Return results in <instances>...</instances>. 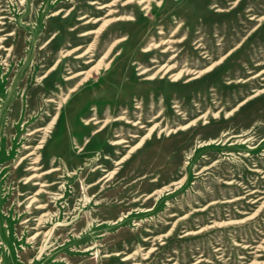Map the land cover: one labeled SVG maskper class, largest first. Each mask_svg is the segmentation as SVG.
<instances>
[{
  "label": "rangeland",
  "instance_id": "1",
  "mask_svg": "<svg viewBox=\"0 0 264 264\" xmlns=\"http://www.w3.org/2000/svg\"><path fill=\"white\" fill-rule=\"evenodd\" d=\"M138 1L0 0V264H264V0ZM166 64L211 68L143 80ZM164 122L188 128L141 140ZM43 137L42 171L60 172L41 181L62 198L28 207L40 180L21 159Z\"/></svg>",
  "mask_w": 264,
  "mask_h": 264
},
{
  "label": "bare ground",
  "instance_id": "2",
  "mask_svg": "<svg viewBox=\"0 0 264 264\" xmlns=\"http://www.w3.org/2000/svg\"><path fill=\"white\" fill-rule=\"evenodd\" d=\"M156 3L158 5L160 2L159 1L157 2L156 1ZM89 4L92 5V4H95V2H92L91 1ZM137 5L141 6L142 7V10H146V12H149L150 11L151 5L149 3H147L146 0H139L137 2ZM104 7H106V5L100 6L97 9H102ZM55 15H57V12L54 13V14H52L51 16H55ZM85 18H86V16H82L79 19H85ZM126 20H133V18H130L129 17V18H126ZM99 21H101V19L97 18V19H95L93 21V23H97ZM88 22L89 21L86 20L85 22H83V25L87 24ZM88 33L93 34L94 32H88ZM2 40L3 39L0 38V43L2 42ZM125 40H126L125 37L120 38V39L116 40L112 46H116V45H118L119 43H121V42H123ZM167 43H168V41H161L160 43L151 42L149 45H147L146 47H144V48L141 49V53H143L144 56H148V55L156 52L159 48H162V46L166 45ZM91 47H93V46H91ZM111 48L112 47H110L109 50H107V52L105 53V55L100 60L97 61L98 63H96L95 66L90 67V69L88 71H86V72L85 71H81V72H78V73H74L71 76H69V77L66 78V81H71V80L75 79L76 77H78L80 75H84V77L74 86V88L70 89L69 92L75 91V88L76 87L81 86L82 84H84L85 82H87L88 79L92 78L91 72L99 73L100 69H103V70H107L108 69V66L110 64V61H107L106 57H107L108 54H110ZM77 49H79V48H75V49H72V50H69V51H63V52H61L60 53V58L62 59V58L68 57L73 51H75ZM169 51H173V50H171V47L167 46V47L161 49L160 50V53L166 54ZM82 57H83V54L76 56V58H82ZM172 58L173 57H170V59H172ZM91 62H92V60L89 59V60L85 61L84 64H88V63H91ZM151 63L155 65L157 63L156 59L155 58L151 59ZM155 67H158V66H155ZM155 67H151V68H147V69L142 68V67H138V69L140 70V72L138 73V75H145L148 71H150L151 69H154ZM174 68H175L174 65H167V64L166 65H162V66H160L158 68V70L154 74H149V75L145 76L143 78V80L144 81H148V82L149 81H153L154 78H155L154 76H155L156 73H159L161 75H165V74L171 73ZM210 68H211V66L210 67H207L203 71H194V70L192 71V70H190L188 68H183V69H181L180 71H178L176 73H171L169 75V79H170V82L175 83L182 76L188 75L191 72L194 75V77H192L191 79L197 78L202 72L208 71V70H210ZM52 69H54V67H52L51 70ZM259 92L260 91H256L255 90L254 91V94L251 95L250 97H248L245 101H247V100L255 97ZM244 102L239 103L238 106L241 105V104H243ZM174 107L177 108V109L180 108L178 105H175ZM134 108H138V106L135 105ZM179 111L180 110H177V113H179ZM213 116L215 117L216 114H214ZM206 119L207 118H206V115L205 114L200 117V120H203V125L204 124H207ZM89 122H92L93 124L102 123V126L97 131L102 130L106 126H111L113 123L127 125L129 128L135 127V126L139 125L138 122L133 123L132 121H127L126 119H124L122 117H115V118H112L110 120L109 119H106V120H104L102 122L98 121L96 117H92L89 120L85 121L84 124L85 125H88ZM161 122H163V121H161ZM156 126H158V128H156ZM186 128H188V125H185V126L178 125V126H176V128H171L165 122L161 126H159V123H158L154 127L149 128L147 130V134L141 140H145L146 138H148L149 136H152V135L154 136V134L156 136H161L163 134L164 137H168L169 135L176 134L177 132L183 131ZM40 130H42V129L35 130L34 132H39ZM46 131H47V128L44 130V134L46 133ZM114 137H120V134L115 135ZM128 137L131 138V139H137L138 138V136L137 135H134V133H129L128 134ZM44 143H45V138L43 137L42 140L39 142V144L34 148V151L29 152L24 158L21 159V160H29V161H31L30 164L32 166H30L27 170H30V171L35 172L29 178H26L25 179L24 184L26 182L32 181L34 179L37 180V181L40 180L39 182H36V183L33 184V186H39L40 188L33 194V196H31V197L28 198L30 200L29 203H28V207L29 206L32 207L33 205H35V203H37V196H39L41 193H47L54 202H57L58 200H60L62 198V196L60 194H58V193H49V191H52L53 187H55L57 185V183L54 182V183H51V184L46 185V184H44L45 182L42 183V181H41V180H44V179H48L49 177H52V176H54V175H56V174H58L60 172V169L58 167L54 166L53 164H50V168L49 169H47L45 171H42V169H43L42 168V165H41L42 155H39V152H40V150L43 149V144ZM127 143L128 142L126 140L120 139L118 141H113L112 140L108 144H109V146H112V147H119V146H121L123 144H127ZM123 147H127V145H123ZM27 148L28 147H25L24 149H27ZM134 148H135V146L132 147L131 150L134 149ZM55 151L56 152H63V150L61 148H58L56 146H55ZM39 171H42V172L38 173ZM255 192H257V191L254 190V191L250 192V194L251 193H255ZM46 207H47L46 205L39 204L38 203L36 205V208L35 209L37 211H39V210L45 209ZM48 217H49V214L43 213L41 216L38 217V219H37V225L44 223V221L47 220ZM30 219H27L24 222H29ZM252 262H254V261L252 260Z\"/></svg>",
  "mask_w": 264,
  "mask_h": 264
}]
</instances>
